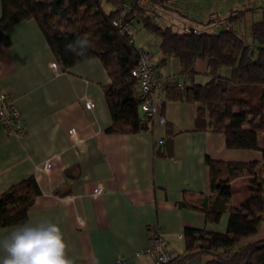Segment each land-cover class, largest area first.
I'll use <instances>...</instances> for the list:
<instances>
[{
	"label": "crops",
	"instance_id": "1",
	"mask_svg": "<svg viewBox=\"0 0 264 264\" xmlns=\"http://www.w3.org/2000/svg\"><path fill=\"white\" fill-rule=\"evenodd\" d=\"M150 34L154 45L139 49L151 51L157 65L162 40ZM5 35L9 46L0 38V92L15 101L27 130L22 137H10L0 122V194L34 177L42 194L28 222L59 225L73 264H157L155 256L137 253L158 233L176 257L185 252L186 228L227 232V212L219 223H210L203 212L184 205L207 200L223 206L211 192L208 159L262 163L263 153L231 150L223 134L194 131V106L168 101L164 90L163 83L186 82L174 58L159 70L161 83L152 98L160 115L153 128L110 134L112 117L104 92L110 78L99 59L63 71L34 20L12 26ZM207 70V62L198 61V75L188 82L207 84ZM222 74L230 77L231 72ZM259 147L264 149V133ZM249 185L248 175L231 183L230 206L240 207L248 199ZM12 228L1 229L0 237ZM258 239H264V228Z\"/></svg>",
	"mask_w": 264,
	"mask_h": 264
},
{
	"label": "trees",
	"instance_id": "2",
	"mask_svg": "<svg viewBox=\"0 0 264 264\" xmlns=\"http://www.w3.org/2000/svg\"><path fill=\"white\" fill-rule=\"evenodd\" d=\"M154 3L164 5L166 0H1L0 38L9 46L6 31L20 22L34 20L63 71L99 59L110 78L104 89L112 117L107 132L137 134L150 131L154 119L142 112L144 98L132 75L142 50L135 41L129 42L121 28L131 20L133 26L138 22L162 40L161 60L153 64L158 85L162 77L159 70L170 58L176 60L185 85L169 81L163 83L164 90L168 101L194 106V131L223 134L228 149L261 150L264 157V149L259 147V135L264 133V20L254 25V39L259 45L251 47L229 30L217 34L196 29L197 33L175 32L158 22V15L151 11ZM104 5L114 10L108 13ZM246 13L233 12L228 20ZM115 21L120 27L114 26ZM78 37L89 41L82 55L67 48ZM198 61L208 64L206 75L210 81L205 85L188 82L198 75ZM223 70H230V77L224 76ZM207 163L211 192L222 200L223 206H218L219 201L211 206L207 200L184 206L203 212L210 223H219L227 212V232L211 234L186 228L185 252L168 264H189L196 258H204L206 264H264V239H258L264 226V161L208 159ZM246 175L250 181L248 199L240 207L230 206L231 183ZM41 194L34 177L0 194V230L28 222V213Z\"/></svg>",
	"mask_w": 264,
	"mask_h": 264
},
{
	"label": "rangeland",
	"instance_id": "3",
	"mask_svg": "<svg viewBox=\"0 0 264 264\" xmlns=\"http://www.w3.org/2000/svg\"><path fill=\"white\" fill-rule=\"evenodd\" d=\"M153 6L151 11L158 15V22L162 26L172 27L175 32H184V28L216 34L229 30L240 36L251 47L259 45L254 39V25L264 20V0H166L164 5L154 3ZM103 8L108 13L114 10L109 5H104ZM236 11H247V13L239 19L228 20ZM134 32L135 44L138 48L154 45L140 23H135Z\"/></svg>",
	"mask_w": 264,
	"mask_h": 264
},
{
	"label": "built area",
	"instance_id": "4",
	"mask_svg": "<svg viewBox=\"0 0 264 264\" xmlns=\"http://www.w3.org/2000/svg\"><path fill=\"white\" fill-rule=\"evenodd\" d=\"M133 23L134 21L131 20L121 28V32L127 35L131 44L134 42L135 33ZM114 26L120 27L119 22L115 21ZM184 32L197 33L196 30L190 28H184ZM52 69H56L55 64H52ZM132 75L137 81L140 92L144 98L141 105L142 112L147 117L155 120L160 115L159 107L155 104L152 98L158 85V75L154 69L152 56L148 51L142 50L140 52L138 65ZM88 107H91V103H88ZM0 122L4 132L10 137H22L26 133L27 129L21 111L16 106L15 101L2 92H0ZM71 135L74 137L75 133L72 131ZM101 191L102 187L99 186L97 188V192ZM79 222L80 225L83 224L81 219ZM142 255L155 256L157 264H168L173 259V255L168 248L167 241L160 233L153 237L148 248H146L143 252L137 253V257Z\"/></svg>",
	"mask_w": 264,
	"mask_h": 264
},
{
	"label": "clouds",
	"instance_id": "5",
	"mask_svg": "<svg viewBox=\"0 0 264 264\" xmlns=\"http://www.w3.org/2000/svg\"><path fill=\"white\" fill-rule=\"evenodd\" d=\"M89 41L78 37L67 48L82 55ZM67 244L56 223L22 222L0 237V264H73L66 254Z\"/></svg>",
	"mask_w": 264,
	"mask_h": 264
}]
</instances>
